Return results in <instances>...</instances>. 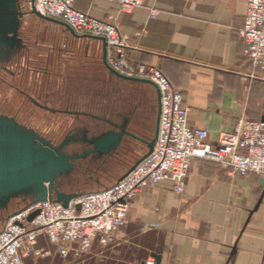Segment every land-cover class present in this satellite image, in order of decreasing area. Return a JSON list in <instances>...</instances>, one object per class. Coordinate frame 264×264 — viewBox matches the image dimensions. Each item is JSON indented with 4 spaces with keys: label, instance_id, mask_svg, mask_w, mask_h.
I'll use <instances>...</instances> for the list:
<instances>
[{
    "label": "crops",
    "instance_id": "1",
    "mask_svg": "<svg viewBox=\"0 0 264 264\" xmlns=\"http://www.w3.org/2000/svg\"><path fill=\"white\" fill-rule=\"evenodd\" d=\"M75 7L115 23L128 38L133 64L159 68L165 74L183 94L189 125L206 130L210 145H216L222 132H234L242 120L264 121V72L244 57L239 37L248 0H147L130 14L108 0H76ZM152 10L159 12L156 18H151ZM46 22L55 25L45 27L47 37L67 47L56 48L51 56L61 62V72L40 85L43 90L51 88L44 91L50 95L49 106L61 112L84 111L90 97L105 88L111 89L106 98L110 103L113 86L122 87L125 80L109 68L104 43ZM32 82L27 78L25 86L30 88ZM153 89L155 104L138 113L130 126L143 140L153 139L157 129L159 100ZM60 117L70 118L56 114L54 123L61 122ZM133 139L135 147H146ZM133 152L129 157L141 156ZM117 243L83 264H146L149 259L158 264L156 257L160 264H264V178L230 176L211 159L198 157L184 194H177L173 182L166 180L137 198ZM39 247L51 255L29 258L25 264L74 260V254L64 260L46 238H41Z\"/></svg>",
    "mask_w": 264,
    "mask_h": 264
},
{
    "label": "built area",
    "instance_id": "2",
    "mask_svg": "<svg viewBox=\"0 0 264 264\" xmlns=\"http://www.w3.org/2000/svg\"><path fill=\"white\" fill-rule=\"evenodd\" d=\"M130 14L147 0H108ZM189 2L191 0H181ZM76 0H34L33 8L43 17L68 25L78 36L104 38L107 64L121 76L153 83L160 94L161 115L153 152L124 179L114 185L84 193L68 206L57 201L31 204L10 215L0 229V264H25L29 258L43 259L50 252L40 247L48 239L64 260L92 254L96 244L102 249L118 245L117 237L127 226L128 215L137 198L170 180L182 195L192 163L208 158L228 170L230 176L257 175L264 178V121H240L234 132H222L215 146L206 130L189 125V110L182 92L155 67L133 64L128 38L115 23L103 21L76 9ZM159 15L151 11V18ZM239 37L245 45L244 57L264 72V0H248ZM39 212L30 222L31 214ZM146 264H156L149 259Z\"/></svg>",
    "mask_w": 264,
    "mask_h": 264
},
{
    "label": "water",
    "instance_id": "3",
    "mask_svg": "<svg viewBox=\"0 0 264 264\" xmlns=\"http://www.w3.org/2000/svg\"><path fill=\"white\" fill-rule=\"evenodd\" d=\"M30 1L34 3V0ZM32 14L48 22L64 25L74 33L65 23L43 17L34 8ZM24 17L25 13L22 11L21 0H0V60L4 61L25 47L24 40L21 37ZM81 37L101 40L105 48L107 47L104 38ZM112 72L125 81L151 85L157 90L159 116L154 138L143 140L129 132L127 127H120L118 131L110 130L91 140L90 143L93 145L91 152L81 155H68L63 151L68 141L55 148L49 140L34 129L20 124L14 118L0 114V211H8L12 203L21 197H31L32 199L30 204L24 206V208L48 200L57 201L64 206H68L72 199L84 193L60 191L55 185L57 181L61 177L70 176L74 173L76 160L86 159L89 153L100 156L111 155L123 144L127 137L141 140L146 145L147 152L118 181L124 179L143 159L153 152L161 115L160 94L157 87L150 81L124 77L114 70ZM38 213L31 214L29 221L31 222ZM156 259L160 264L161 258L156 257Z\"/></svg>",
    "mask_w": 264,
    "mask_h": 264
},
{
    "label": "flooded vegetation",
    "instance_id": "4",
    "mask_svg": "<svg viewBox=\"0 0 264 264\" xmlns=\"http://www.w3.org/2000/svg\"><path fill=\"white\" fill-rule=\"evenodd\" d=\"M23 40L25 47L22 48V50L12 54L4 61L0 60V73H8L11 77L15 78L17 74L14 71V66L16 67L18 65L25 69V78L27 77L26 74L31 72L41 73V75L44 73L47 76H52L50 71H44L45 68L41 70L39 67L34 68L30 66V46L26 43L24 38ZM22 58L25 59V62L29 60L25 66L20 65L19 61ZM4 82L16 89V93H18L19 96L17 101L10 102L7 104V107L0 103V114L14 118L20 124L34 129L37 133L49 140L55 148L60 147L65 141H68V144L63 148V151L68 155H81L86 152H91V150H93V145L90 143L91 140L110 130L118 131V129L124 127L127 122L128 131L136 135L130 126L132 121L136 118L137 108L134 106V93L127 89V87H129V84H127L128 81H124L122 87L113 86L112 101L110 103L108 102V104L106 103V98H108V92L110 93L111 89L107 90V88H105L104 90H97L88 100L89 104H87L84 111L80 112L69 109H63L61 112L60 110L53 109L49 106V102H52L50 95L46 94L43 89L38 95L28 91L29 89L25 86L26 81L23 82L25 86L24 89L18 87L17 84L13 82L10 83L5 80ZM25 103H30L37 109L45 111L48 114H61L65 117L69 116L72 123L67 129V132L62 136L45 134L38 127L30 125L28 122H23L19 118V114L22 112V107ZM134 141L132 137L125 138L123 144L111 155L100 156L98 154L89 153L86 159L76 160V170L74 173L70 176L61 177L55 184L56 188L65 193H73L74 189L80 187L82 184L79 182L81 179H84L86 183L93 181V183L96 182L97 184H101L102 181L110 180L112 177V168L110 169L109 165L114 163L123 168L125 163L128 164V156L126 154L128 152H126V150L129 151V147H135ZM128 165H130V163ZM31 200V197H21L16 199L11 206H26L30 204ZM4 212L0 211V216L3 215Z\"/></svg>",
    "mask_w": 264,
    "mask_h": 264
},
{
    "label": "rangeland",
    "instance_id": "5",
    "mask_svg": "<svg viewBox=\"0 0 264 264\" xmlns=\"http://www.w3.org/2000/svg\"><path fill=\"white\" fill-rule=\"evenodd\" d=\"M29 3H30V0H21L22 11L25 13V17L23 19V28L21 30V34H22L21 36L22 38L26 40V43L30 46V52H31V56H29L30 66L34 68L39 67V69L41 70L45 68L44 71L48 70L50 71V73H52V76L51 75L47 76L44 73H42L41 75V73H34V72L26 74L28 79L33 80V82L31 83L32 85L30 86V88H28L29 89L28 91H31L32 93H35L38 95L41 93V90L43 89L40 86L42 85L43 79L53 77V74L55 75V74H59L58 72H61L59 71L61 62H58L57 59L56 61H53L51 56L54 57V54L57 53L56 51L58 48H62L64 50V48L67 49V47L66 45L62 44L63 43L62 41H60L61 43L60 42L58 43V41H52L53 39H52V36L50 35L47 37V35L44 33L45 31L43 30L45 29L46 26L55 27V25L49 24L45 20L40 19L37 16L33 15L32 11L29 9ZM65 57H63L62 59L66 60ZM29 60H26V61L28 62ZM19 62L21 66L23 65L25 66L27 64L24 58H22ZM64 63L66 62H62V64ZM67 64H70V63H67ZM64 68H67V67L65 66L63 67V69ZM14 71L17 74V77L15 78L11 77L8 73H5V72L0 73V103L5 107H7V104H9L10 102L12 103V102L17 101L19 94L16 93V89L10 87V85L5 83L4 80L10 83L13 82L17 84L18 87H21L23 89L25 87L23 82L24 81L27 82V77L25 78V69L23 67H20L18 65L16 67L14 66ZM127 84H129V87H127L128 91L133 92L134 95L133 94L132 95L135 96L134 106H136V108L139 106V108L137 109V115H136V118H137L138 113L142 114L146 112L147 107L150 108L151 105L155 104L154 89L153 87L147 84L133 83V82H127ZM47 87H49V85ZM47 87L45 88L46 90L44 91L48 93L50 92L51 88H47ZM148 101H150V103H148ZM151 101H152V104H151ZM22 108L23 109H22V112L19 114V118L23 122H28L30 123V125H33L34 127H38L45 134L62 136L64 133L67 132V129L70 126V122L67 123L66 121V120L71 121L70 118L60 117L61 122L56 121L54 123V118L56 115L48 114L45 111L39 110L34 105H31L30 103H25ZM154 115L153 114L151 115V119H153ZM140 150L141 149H139L138 146L129 147V151L126 150V152H128L126 154L128 156V162L130 163V165H128L129 163L128 164L125 163L122 168L121 166H118L117 164H114V163L110 164L109 167L110 169L112 168L111 170L112 177L110 178V180L102 181L101 184H97L96 182L93 183V181L86 183L84 179H81L80 181L79 180L78 181L81 182L82 184L80 185V187L74 189L73 192L75 193L92 192V191L101 190V189L114 185L118 181V179L121 176H123L129 170V168L132 167L137 162V160L142 156V154L147 151V147L142 148L141 152H139ZM133 151L141 153L140 154L141 156L138 159L137 158L135 159V157L133 158L129 157L131 153H134ZM23 208L24 206H21V207L20 206L18 207L10 206V209L7 212H4V214L0 216V229L4 226L6 219L11 214ZM105 250L106 249H102L99 247L95 248L94 246L92 254H90L89 256H85L77 260L70 261L68 263L66 262L65 264H83L84 261H86L87 259H90L93 256H98L100 255L99 253ZM31 264H36V262L31 263ZM38 264H41V261Z\"/></svg>",
    "mask_w": 264,
    "mask_h": 264
}]
</instances>
